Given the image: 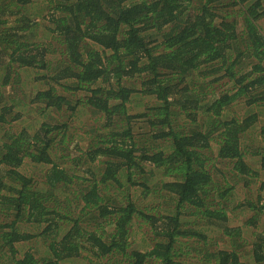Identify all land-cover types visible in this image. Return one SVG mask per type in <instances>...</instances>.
<instances>
[{
	"label": "trees",
	"instance_id": "1",
	"mask_svg": "<svg viewBox=\"0 0 264 264\" xmlns=\"http://www.w3.org/2000/svg\"><path fill=\"white\" fill-rule=\"evenodd\" d=\"M262 18L264 0H0V130L31 95L44 118L0 136V264H264L234 182L264 174Z\"/></svg>",
	"mask_w": 264,
	"mask_h": 264
},
{
	"label": "rangeland",
	"instance_id": "2",
	"mask_svg": "<svg viewBox=\"0 0 264 264\" xmlns=\"http://www.w3.org/2000/svg\"><path fill=\"white\" fill-rule=\"evenodd\" d=\"M41 4V3H40ZM36 7H39V4L36 5ZM46 24V23H45ZM260 30L263 32L264 34V18H262L260 20V25H259ZM32 81L37 84L35 82V79H32ZM38 87V84H37ZM39 89V88H38ZM37 89V90H38ZM36 90V89H35ZM32 91V90H31ZM34 91V90H33ZM16 92L14 90H9L8 88L5 90V94L4 96L7 97H12L14 96ZM16 94H18L17 96H15L16 98L22 97L24 98L25 95L27 94V89L24 88L22 90V92H17ZM24 96V97H23ZM32 97V95L30 96V98ZM25 99V104L24 105H20L17 108H14L12 110V112L16 113V115H18V119L17 121H13L11 123H7L5 124L4 128L2 127L0 130V136L3 137L4 133H8L11 130H15L18 131L20 130L21 127H27L28 129H37L39 124L41 122L44 121V118L41 117V115L39 116L34 110L33 108L35 107V105L33 106V104L30 102L31 99ZM6 101V100H5ZM153 100H150L148 97H143L140 101H135L133 103H129V114H137V113H141L143 112V109L145 107L144 104L146 103H151ZM7 102V101H6ZM23 104V102H22ZM6 106H9L10 103H6ZM39 113V111H38ZM86 111H83V114H85ZM21 116V117H20ZM53 116L55 118H60L62 120H66V118L69 116V112L66 111V109H64L60 115H55V113L53 112ZM60 116V117H58ZM88 116V115H87ZM86 115L82 116L81 121L76 120V124H71L70 129H74V133H78L79 138H75L73 140V142L70 144V147H68V151L72 153L74 152V149H76L75 147H84V145L87 143V137H84L81 133L87 129V127L89 126V120L92 118V116H88ZM66 117V118H64ZM50 120V119H49ZM79 122V123H78ZM88 122V123H87ZM81 127L82 129H79ZM252 133L258 134L259 130L258 129H253L251 131ZM2 140V138H0V141ZM263 144L262 141L256 139V138H246L244 139V142L242 143V149L245 151L244 152V159L245 162L251 167V169H259L258 164H259V158L255 155H253L252 153H254L256 151V147H260ZM215 147V146H214ZM264 147V144L263 146ZM217 170L219 172H221L223 174V172L225 174H228L229 172L231 173V169L229 166H227L226 164L220 165L219 162L217 164ZM261 170V169H259ZM255 171V170H254ZM262 171V170H261ZM257 172V179H253L250 180L249 178H246L250 184L248 186V188L245 189V187L243 186L242 182H238V180H235L234 182H236V184H238V186H236L235 190H236V195H238L240 197V199L242 200L243 198H248L251 201L252 207H243L244 209L249 210L247 217H249L248 219H250V217L255 216L256 218L253 219V221H255L257 219V221L255 222L257 224V232H264V209L263 212L260 214V216H258L257 218V213H256V206H262L264 207V204L262 203V201H264V174L262 172ZM234 182H231V185L234 184ZM259 200V201H258ZM231 216V215H230ZM238 221H244L243 219H232L230 220V227H237V226H241L240 224H237ZM252 223V220H251ZM259 227V228H258ZM242 231L245 233V236H247V238L249 239L251 236H254V232L252 229H248L246 227H242ZM142 233L143 231H141V233H138V235L133 236V238L135 237V242H133V248H135L136 246H138L139 249H141V247H145V244L143 245V242L141 241L142 239ZM255 237V236H254ZM214 242L216 243V240L218 239V237H213ZM218 245L222 247V243L218 242ZM227 248H230L229 245ZM190 250L194 252L195 249H193L192 247H190ZM86 255V253H84ZM241 262H243V260H240ZM73 260L69 261L68 264H76V262L72 263ZM82 263L86 264L84 260H82Z\"/></svg>",
	"mask_w": 264,
	"mask_h": 264
}]
</instances>
